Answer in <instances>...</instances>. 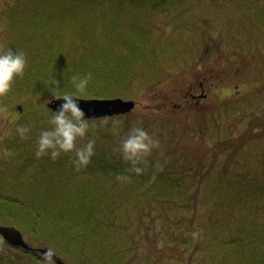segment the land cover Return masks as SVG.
<instances>
[{
    "label": "trees",
    "instance_id": "obj_1",
    "mask_svg": "<svg viewBox=\"0 0 264 264\" xmlns=\"http://www.w3.org/2000/svg\"><path fill=\"white\" fill-rule=\"evenodd\" d=\"M206 1L200 0L201 3ZM210 1L214 7H228L226 11L236 17L230 21H221L220 17H212L204 12L199 14L201 9L196 0H130L135 10L128 19L121 17L119 21L124 26H129L127 28L130 33L146 37V41L137 59H122L118 63V72L111 70L116 66L103 63L97 68L87 66L85 58L79 59L76 56L73 40H66L63 32L84 11H93L96 14L92 7L97 5L99 10L106 8L110 3L108 0L4 1L7 10L0 13L3 28L0 35H5L3 42L6 38V48L25 53L27 67L23 77L14 80L9 93L0 97V107H5L7 111L17 110L19 116L15 119L16 122L30 121L38 128L29 135L26 142L21 137L12 135L5 138L0 145V224L19 228L30 246L51 247L69 264H155L156 260H150L147 254L140 255L133 250L130 226L134 221L137 222L136 225L140 224L142 216L151 212L164 225L161 233L165 242L188 244L190 239L182 238L179 231L168 233L167 213L168 209L173 208L175 201L181 202V206H190L187 203V187L195 183L194 174L203 180L204 175L214 167L213 185L204 188L206 193L201 196L203 198L209 195L211 200L220 191L225 194L234 191L233 199L241 201L245 197L246 186L251 190L252 186H260L263 188L260 197L264 199V181L251 175L254 169L264 170V112L259 110L249 113L251 118L236 135L234 129L237 117L233 116L229 121L227 133H221L218 129L212 133L210 129L217 123L216 116L210 115L207 118L202 117L204 112L197 114L194 117L197 124L199 121L204 122L210 129L203 126L200 130L187 133L185 138L198 148L200 156L194 158L190 155L191 151L174 149L170 145L171 139L161 136L163 138H158V148L166 144V153L173 156L169 161L163 162L164 158L156 157L158 148H154L145 158L146 162L138 165L144 169L139 175L128 171L130 162L123 158L116 162L112 154L98 147H94V155L89 164L79 171L74 165V152L61 153L55 160L51 158L50 152L40 158L35 155L40 132L50 128L48 121L52 110L47 103L64 92L75 91L71 83L74 75L84 77L91 73L92 78L88 82L86 94L76 96L85 99L107 98L110 97L108 94L118 95L117 93L134 97L131 92L135 84H155L179 68L183 70L209 65L212 66L210 71L204 68L203 76L197 80L204 83L207 97L211 85L208 82L217 78L224 80L230 77V81L240 82V77L244 76L248 81H260L262 88L258 91L264 90V1L256 17H247L242 12L258 9L261 0ZM59 7V14H55L54 10ZM41 12L46 14V19L37 17ZM61 13L65 15L64 18L60 17ZM103 17L105 27L111 29V24L116 26L117 21L114 23L113 19H117V15ZM48 23L51 24L50 30L57 34L50 40L58 39L60 42L53 47L50 41L48 49L51 50V56L41 61L36 54L37 47L31 45L30 37L21 28L25 32H28L27 29L42 32V26ZM219 24L225 28L220 37ZM233 25L238 27L236 35L231 30ZM243 26L247 27L246 32ZM101 37L104 38L102 34ZM122 45V49H128ZM88 46L91 50H102L96 48L99 46L94 42ZM67 48L72 50L69 58ZM111 51L109 45V50L102 52L124 58L129 56L121 50L112 51L113 53ZM106 60L105 58L104 61ZM60 61L63 63L59 64ZM68 61H78L82 68L66 67ZM118 86L121 89L117 92ZM171 87L168 90L175 93L177 85ZM188 88H185L184 94V89L182 90V102L191 101L189 103L194 104L195 100L188 95ZM240 99L229 101L228 103H235L224 106L223 113L226 109V112H235L240 107ZM156 106H161L157 107L160 116L156 118L169 117L167 110L170 108L164 100ZM163 109L165 115L161 113ZM132 110L109 117L85 118L90 127L84 138L93 132L109 144L116 142L113 139L121 144L129 131L140 125V128L147 126L148 129H142L155 139L159 131L154 127L156 124L145 116L138 119ZM105 120L108 121L107 124L104 123ZM113 121L119 122L115 131ZM14 124L13 121L11 127ZM246 143L257 145V157H252L254 160L244 158L240 164L236 155L241 156L239 151ZM5 152H10L11 155L6 156ZM187 158L191 162L199 163L195 168L198 170H191L187 167L189 165H177L178 160L185 163ZM90 171H94L95 175L90 176ZM97 173H103L105 177L97 178ZM118 175L129 176L130 181H117ZM243 180L248 184H241ZM196 195L195 192L192 197ZM254 195L256 194L253 193ZM22 196L29 200H20ZM179 199L183 201H178ZM230 206L233 207L234 204L211 202L214 210ZM212 219L211 222L198 224L192 235L202 236L210 241V228L213 222H217L220 225L216 235L219 244L231 248L234 253H242L247 249L254 253V263L248 264H264V247H261L258 230L248 225L233 227L229 219L213 222ZM124 220L128 221L125 228L122 226ZM149 227L152 228L153 225ZM5 244L8 253L0 248V264H21L22 260L16 256L18 253L30 256V263L43 262V255L40 256L35 251Z\"/></svg>",
    "mask_w": 264,
    "mask_h": 264
},
{
    "label": "rangeland",
    "instance_id": "obj_2",
    "mask_svg": "<svg viewBox=\"0 0 264 264\" xmlns=\"http://www.w3.org/2000/svg\"><path fill=\"white\" fill-rule=\"evenodd\" d=\"M4 1L7 0H0V13L4 12V10H7ZM108 1L110 3H106L107 7L101 10H99V7L97 5L92 7L96 14L93 11H84L82 13V16L78 20L74 19V23L69 24L68 27L63 30V32L65 33L64 35L66 40H73L75 44L74 51L76 56L79 59L85 58V64L87 66L97 68L103 63L107 66H116V68H113L111 70L117 71L120 69L118 67V63H120L122 59H137L139 52L144 46L146 37L141 36L140 34L130 33L127 28L129 26H124L122 21H119L121 17L128 19L132 12L135 10L133 9L130 0ZM263 1L264 0H261L259 2L260 7L258 9H255L253 12L243 10L244 12L242 13L247 17H256L262 9ZM196 2L198 3L197 6L201 9L199 14L204 12L211 15L212 17H220L221 21H230L233 20L234 17H236L234 14H230L226 11L227 9H229L228 7H214L210 0H207L206 3H201L200 0H196ZM59 12L60 7L54 10L55 14H59ZM114 14L117 15V19H113V22L115 23V21H117V23L114 27L111 24V21H109V23L111 24V29H109L105 27L103 23V21L105 20L103 16ZM37 17L40 19L47 18L44 12H41L39 15H37ZM60 17L64 18L65 15L61 13ZM9 18H11V15H9ZM51 19L55 20L54 18ZM94 25L97 27H94ZM218 27L221 28L220 33L218 34V36L220 37L221 34L224 33L225 28L220 24ZM2 29V22L0 20V33L2 32ZM50 29V23L42 26V32H36L33 29H27L28 32H25L21 28V31L26 36L30 37L31 45L37 47L36 54L41 61L46 60L49 56H51V50L48 49V44L50 41H52L50 39H53L57 36V34H54ZM237 29L238 27L236 25H233L231 27V30L235 35L237 33ZM243 29L244 32L247 31L246 26H243ZM93 34H99V36L95 37ZM101 34L104 36V38L101 37ZM4 37V34L0 35V43L2 44L6 42V38L3 42ZM245 37L246 33H244L243 35V38ZM59 42L60 41L58 39L53 40L51 42V45L54 47L55 45H58ZM93 42L99 46L96 48H101L102 50H91L88 45L92 44ZM122 44H124L128 49H122ZM109 45H111L112 51L121 50L122 53L129 54V56L124 58L102 52L108 51ZM135 49H137V51ZM19 50L21 49H17V51ZM66 51L68 54L67 58H69L72 50H69V48H67ZM140 56L142 57V55ZM105 58L107 59L106 62L104 61ZM62 63L63 62L60 61L59 64ZM65 66L71 68H82L81 63L78 61H74L72 63L68 61ZM211 67V65L207 67L198 66L185 68L183 70H180L179 68L177 69V71L168 73L163 80H160L155 84H135L132 87L133 90L131 92L132 96L134 97L117 93L118 95L108 94L110 95V97L102 99L122 98L124 100L127 99L134 101L135 106L132 110V113H134L138 119H140L142 116L147 117V119L156 124L154 127L156 129H159V131L155 135V140H158V138L161 136H167L169 139H171L173 144L171 143L170 145H172L174 149L183 152L191 151L192 154L190 155L196 158L200 156V151L196 146L190 144V140L185 138V135L187 133H193L197 130H200L203 126L208 127V124H204V122L199 121L197 124V122L195 121L196 118H194L197 114H202L204 112V114H202V117H207L210 115H214V117L216 116L215 118L217 120V123H214L215 126H212L211 129L210 127H208L210 129V132L212 131V133L214 132V130L216 131V129H218L221 133H227L230 127L228 125L229 121L233 119V116L237 117V124L234 129V133L236 135L237 132H240L245 127L248 120L251 118L249 113H256V110H259L262 113L264 112V90L258 91L262 88L261 82L258 80L248 81L244 76L240 77V82L239 80H237V82L230 81V77H227L224 80L222 78H217V80L208 82V84H211L210 91H208V97L203 99L202 102L200 101L198 103L195 102L194 104H190L189 102L191 101H187V103H183L182 90L184 89V94L185 88H188L191 85L194 88V83H198L197 80H199L203 76L205 69H207V71H210ZM174 84L177 85V90L175 91V93L173 92V90H168L171 89V86ZM120 89L121 87L118 86L117 92ZM237 98H241L239 102L240 107L235 112H226V109L223 113L224 106L234 104L235 102H228L232 99ZM163 100L167 107L169 106L170 108L167 110V112L169 111V117L156 118L158 115L160 116V111L157 107L161 108V106L156 105L161 103V101ZM226 103L228 104L224 105ZM161 113L165 115L164 109ZM18 116V111L14 109L12 111H7L6 114L0 117V145L5 138L12 135L21 137L17 132V129L20 127H26L29 129V132L26 133V138H23L25 142L29 135H31L34 130H37L38 127L36 125L33 126V122L32 124L30 121L16 122L15 119ZM13 121L15 122V124L11 127V123ZM144 127L148 129L147 126H142L141 128ZM91 130L93 131L92 128ZM230 134L233 135V133ZM90 139L95 140L94 147L101 148L102 150L112 154L114 161L117 162L121 158H123L120 151L118 150L120 143L116 139H113L116 142H112L109 144L103 137L98 138V136L93 132H90V135L86 136V138L78 139L77 147H84ZM98 139L102 140L99 141ZM174 144L176 145L173 146ZM258 146L261 147V145ZM166 148V144H163V147L158 148L156 151V157L164 158L163 162L169 161L173 156V154L171 155V153H166ZM256 153L257 145L246 143L244 147L239 151V154H241V156L236 155V158L241 164L244 158L254 160L252 159V157H257ZM177 165H189L187 167H190L192 170L197 168V166H199V163L191 162L187 158L185 163H182L180 160H178ZM89 175H95V172L90 171ZM196 175L197 174H194L195 183H191L187 187V193L189 195L187 203H190V206H181V202L178 203L177 201H175L176 203L173 204V208L170 210L168 209L167 213L169 226L168 233H177L179 231V235H181L184 239L189 238L190 242L186 245H182L181 243L179 245H176L174 243L171 244L165 242L164 236H162L161 233V231L164 229L163 223L160 221L157 215L155 216L151 212H148V214L142 216V222L140 224L136 225L137 222L134 221L130 226V232L132 233L133 238V250L140 255L147 254L150 260H156L155 264L254 263V260L252 259V256L254 254L253 252L245 249V251L242 253H234L232 252L233 250L231 248L219 244L216 239V235L220 230V225L217 222L213 221H219V219H229L231 221L230 225L233 227L248 225L258 230V237L260 238L261 247L263 248L264 199L260 197V195L263 193V188H261L260 186H252L251 190L249 186H246L244 190L245 197L241 201H236L233 199L234 191H229L226 194L224 193V191H220L217 195L211 197V200H209V195L205 196L204 198L201 196L206 193L204 191L205 187L213 185L212 182L215 177L214 167L211 168L208 174L204 175L203 180L198 179ZM251 175L259 179L260 181H264V170L254 169L252 170ZM101 177H105L103 173H97V178ZM241 184L247 185L248 182L246 180H243ZM195 192L197 195L195 197H192V194H194ZM253 193H255L256 195L253 196ZM25 199L29 200L24 196L20 198V200L24 202ZM178 201L183 200L179 199ZM212 201L222 204H234V206H230L229 208H223L220 210H214L211 207ZM211 218H213V225L212 228H210V241L204 239L202 236L192 235V232L195 231V227L199 226L198 224H201L202 222L206 223L207 221L211 222ZM127 222L128 221L125 220L122 222V226L124 228ZM149 225H153V227L150 228ZM15 228L17 229V227ZM24 239H26V237H24ZM0 240L2 241L0 242V248L5 250L6 247L4 245H6V241L2 236ZM172 240L173 239H171V242ZM9 252L12 253L11 251ZM16 256L22 260L21 264H34L33 262H29L30 256L26 254L18 253L16 254Z\"/></svg>",
    "mask_w": 264,
    "mask_h": 264
},
{
    "label": "clouds",
    "instance_id": "obj_3",
    "mask_svg": "<svg viewBox=\"0 0 264 264\" xmlns=\"http://www.w3.org/2000/svg\"><path fill=\"white\" fill-rule=\"evenodd\" d=\"M26 67L27 60L24 52L13 51L12 48H6L4 44L0 43V97H4L9 93L16 78L23 77ZM91 78V73L84 77L72 76L71 83L75 91L64 92L56 97L57 100H62L63 103L57 111H51V118L48 121L50 128L41 131L39 134L35 153L37 158L50 152L51 158L55 160L61 153L74 152L76 157L74 165L77 171L89 164L90 158L94 155L95 140L90 139L84 147H77V140L85 137L90 125L88 120L84 118V113L76 102L78 100L75 97L86 94L87 85ZM53 83L58 84L57 81H53ZM6 113L7 109L0 107V115ZM104 123L107 124L108 121L105 120ZM118 123V121H113L114 131ZM17 132L23 139L26 138V133L29 132V129L20 127ZM158 147V140L149 136L144 129L133 127L121 141L119 151L123 159L131 164L128 171L139 175L144 169L138 165L145 163V158L151 154L154 148ZM4 154L6 156L11 155L10 152H5ZM157 167L160 166L157 165ZM116 179L120 182L130 181L129 176L118 175ZM154 179L155 177H153ZM54 257H56V252L49 247L43 255V264H55Z\"/></svg>",
    "mask_w": 264,
    "mask_h": 264
},
{
    "label": "water",
    "instance_id": "obj_4",
    "mask_svg": "<svg viewBox=\"0 0 264 264\" xmlns=\"http://www.w3.org/2000/svg\"><path fill=\"white\" fill-rule=\"evenodd\" d=\"M75 98L78 100L76 102L84 113V118H100L125 114L131 111L135 106L134 101L124 100L122 98ZM62 103V100H57L56 98H53L47 103V106L53 111H57V109H59ZM0 236H2L7 243L14 246H20L25 249H33L43 255L47 251V248L45 247H30L28 243L25 242L21 231L13 226L0 224ZM54 261L55 264H67L57 255L56 257H54Z\"/></svg>",
    "mask_w": 264,
    "mask_h": 264
},
{
    "label": "flooded vegetation",
    "instance_id": "obj_5",
    "mask_svg": "<svg viewBox=\"0 0 264 264\" xmlns=\"http://www.w3.org/2000/svg\"><path fill=\"white\" fill-rule=\"evenodd\" d=\"M203 85H204V83H202V81L201 82L198 81L197 84L194 83V88L191 85L188 89L189 97L194 99L195 100L194 102H196V103L202 101L203 99H205L207 97V94L203 88Z\"/></svg>",
    "mask_w": 264,
    "mask_h": 264
}]
</instances>
